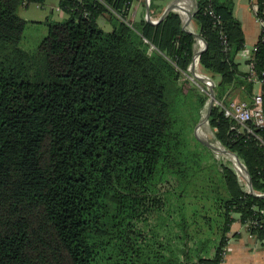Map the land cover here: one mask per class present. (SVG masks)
<instances>
[{
    "label": "trees",
    "instance_id": "16d2710c",
    "mask_svg": "<svg viewBox=\"0 0 264 264\" xmlns=\"http://www.w3.org/2000/svg\"><path fill=\"white\" fill-rule=\"evenodd\" d=\"M45 1L0 0V264H222L235 214L263 241L264 127L211 104L193 70L254 107L234 0H195L199 35L179 10L153 20L162 0L153 19H132L137 0H61L68 19L28 50L19 9ZM251 62L264 102V33Z\"/></svg>",
    "mask_w": 264,
    "mask_h": 264
},
{
    "label": "crops",
    "instance_id": "0c3cea01",
    "mask_svg": "<svg viewBox=\"0 0 264 264\" xmlns=\"http://www.w3.org/2000/svg\"><path fill=\"white\" fill-rule=\"evenodd\" d=\"M150 2L151 0H137L131 9L132 19L142 18V15L138 17L142 8L143 16L146 17ZM173 2H178L179 11L189 18L187 28L194 34L199 35V26L192 17L195 0H162L160 3L163 4L164 11L155 20L164 16L166 9ZM234 2V13L241 21L246 38V45L243 51L251 55L254 53L263 32V24L261 19L257 17L252 0H234ZM136 3L137 5L135 6ZM246 61L244 57H239L242 70H246ZM207 75L211 77V75ZM257 85L255 92H262V83L257 82ZM234 217L236 221L233 223L229 234L226 254L222 264H264V240H258L249 232L247 226L240 222L239 214H235Z\"/></svg>",
    "mask_w": 264,
    "mask_h": 264
},
{
    "label": "rangeland",
    "instance_id": "374dc122",
    "mask_svg": "<svg viewBox=\"0 0 264 264\" xmlns=\"http://www.w3.org/2000/svg\"><path fill=\"white\" fill-rule=\"evenodd\" d=\"M60 1L61 0H46L44 4H32L29 7H21L19 9V14L23 18L30 21V23L27 25L23 40V46L26 49L33 50L41 42L47 30L46 20L48 17L55 19L57 21H64L68 19V15L59 8ZM137 3L135 4V6L137 5ZM142 12H143V8L139 12L138 17H141V15L143 16ZM99 25L105 31L112 30V25L108 22H105L102 18L99 19ZM185 78H190L192 80V75L185 74ZM256 86L258 85L256 84ZM234 98H238V97L235 96ZM210 102H212L211 99ZM198 131L201 133L199 134L200 139L206 140L208 142H213L214 131L208 123L204 122ZM235 155L237 156V158L235 157V159L237 161L238 160L241 161L238 155L237 154ZM219 159L226 164H230L239 174V178L242 181V183L246 185L248 179L247 176L244 174V169L238 168L236 166L235 160H233L230 156L222 153H219ZM212 171L214 172L213 174L215 176H218L214 170ZM215 181L217 182L216 185L219 186L220 184L218 178H216Z\"/></svg>",
    "mask_w": 264,
    "mask_h": 264
},
{
    "label": "built area",
    "instance_id": "2783aa9c",
    "mask_svg": "<svg viewBox=\"0 0 264 264\" xmlns=\"http://www.w3.org/2000/svg\"><path fill=\"white\" fill-rule=\"evenodd\" d=\"M175 3L177 5H179L178 2H175ZM252 3H253V8H254L255 12H257L258 11L257 0H252ZM175 10H178V8H176ZM149 18H151V16ZM151 19H153V18H151ZM155 19H153V20H155ZM261 21L263 24V32L262 33H264V20H261ZM239 55H240V57L242 56L246 60H249V61L252 60V58H253V54H251V55L246 54L243 50L239 53ZM246 69H247V71H249L251 73L252 78H254L257 82L262 83V80H259L257 74H255V70H254L252 62L246 64ZM193 70L196 71L195 74L198 76V78H200L203 81V82L201 81L202 82L201 84L198 83V85H200L202 87V89L209 94L211 101H214L216 104L220 105L221 107H223L225 109V114L227 116L234 118L239 123L243 124V126L245 128H249V126L247 124L249 121H252L254 123V125H256V126L264 127V114H263L264 102H263V98H262V92H258V93L256 92L255 93L254 107L253 108L246 101H242V100H238V99H234L228 105H225L223 103V101H220L215 97L214 81H212L206 73L201 71L199 61L196 60L194 62ZM219 146L223 147L222 145H219ZM236 166L238 168H241L238 166L237 163H236ZM244 174H245V172H244Z\"/></svg>",
    "mask_w": 264,
    "mask_h": 264
},
{
    "label": "water",
    "instance_id": "95a60500",
    "mask_svg": "<svg viewBox=\"0 0 264 264\" xmlns=\"http://www.w3.org/2000/svg\"><path fill=\"white\" fill-rule=\"evenodd\" d=\"M176 8H178V10H179V5H177L175 2L171 3V4L168 6V8L166 9L164 15H166V14H167L169 11H171V10H175ZM147 12H148L147 16L150 17V8H148V11H147ZM162 17H164V16H162ZM186 25H187V24H186ZM212 91H213V90H212ZM210 103L212 104L213 101L210 102ZM203 142L206 143V144H208L209 146L213 147V148H214L215 150H217L218 152H220V153H222V154H226V155L230 156L233 160H235V162L238 164V166L244 169V172H245V174H246V176H247V179H248L247 181H248L249 190H250L251 192H254L253 187H252V184H251V178H250V175H249V172H248L247 168L245 167V165H244L241 161H239V160L237 161V160L235 159V157L237 158V156H236L233 152L227 150V149L224 148V147H220V146H218L217 144H214V143L208 142V141H206V140H203Z\"/></svg>",
    "mask_w": 264,
    "mask_h": 264
},
{
    "label": "bare ground",
    "instance_id": "6f19581e",
    "mask_svg": "<svg viewBox=\"0 0 264 264\" xmlns=\"http://www.w3.org/2000/svg\"><path fill=\"white\" fill-rule=\"evenodd\" d=\"M182 15H183L184 18L187 17V16H186L185 14H183V13H182Z\"/></svg>",
    "mask_w": 264,
    "mask_h": 264
}]
</instances>
